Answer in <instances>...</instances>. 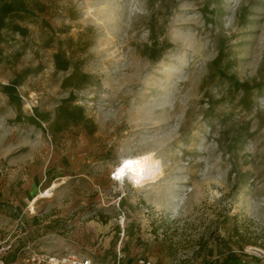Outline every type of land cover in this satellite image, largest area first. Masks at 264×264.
<instances>
[{
    "label": "rangeland",
    "instance_id": "1",
    "mask_svg": "<svg viewBox=\"0 0 264 264\" xmlns=\"http://www.w3.org/2000/svg\"><path fill=\"white\" fill-rule=\"evenodd\" d=\"M25 1L0 47V240L264 264V0ZM149 152L155 178L112 179Z\"/></svg>",
    "mask_w": 264,
    "mask_h": 264
},
{
    "label": "built area",
    "instance_id": "2",
    "mask_svg": "<svg viewBox=\"0 0 264 264\" xmlns=\"http://www.w3.org/2000/svg\"><path fill=\"white\" fill-rule=\"evenodd\" d=\"M24 225V223H23ZM13 242L8 239L0 241V264H120L118 260L107 262L81 252H70L63 255L33 252L23 260H12ZM135 264H153L150 259L141 258Z\"/></svg>",
    "mask_w": 264,
    "mask_h": 264
},
{
    "label": "clouds",
    "instance_id": "3",
    "mask_svg": "<svg viewBox=\"0 0 264 264\" xmlns=\"http://www.w3.org/2000/svg\"><path fill=\"white\" fill-rule=\"evenodd\" d=\"M157 167L158 162L154 161L151 155L140 158H124L114 168L112 179L121 183L127 179L129 182L139 184Z\"/></svg>",
    "mask_w": 264,
    "mask_h": 264
},
{
    "label": "crops",
    "instance_id": "4",
    "mask_svg": "<svg viewBox=\"0 0 264 264\" xmlns=\"http://www.w3.org/2000/svg\"><path fill=\"white\" fill-rule=\"evenodd\" d=\"M26 10L27 3L25 0H0V47L5 36H7V28L14 23H20L26 17ZM25 257H27V246L19 250L13 248L10 255V259L18 261L23 260Z\"/></svg>",
    "mask_w": 264,
    "mask_h": 264
},
{
    "label": "bare ground",
    "instance_id": "5",
    "mask_svg": "<svg viewBox=\"0 0 264 264\" xmlns=\"http://www.w3.org/2000/svg\"><path fill=\"white\" fill-rule=\"evenodd\" d=\"M145 155H151V157H152V159L154 160V161H156L155 160V158H154V156L149 152V153H145V154H141V155H139V156H130V157H126V158H140V157H143V156H145ZM158 171H159V169L158 168H156L154 171H152L141 183H143L145 180H147V179H153V178H155L156 177V173H158ZM151 182V181H150ZM141 183H139V184H136L137 186L138 185H140ZM148 183V182H147ZM49 195H51V191L50 190H48V191H46V192H42V196H49Z\"/></svg>",
    "mask_w": 264,
    "mask_h": 264
},
{
    "label": "trees",
    "instance_id": "6",
    "mask_svg": "<svg viewBox=\"0 0 264 264\" xmlns=\"http://www.w3.org/2000/svg\"><path fill=\"white\" fill-rule=\"evenodd\" d=\"M244 246L242 245V248H243ZM237 262V263H242V258L241 257H233V259H232V262Z\"/></svg>",
    "mask_w": 264,
    "mask_h": 264
}]
</instances>
